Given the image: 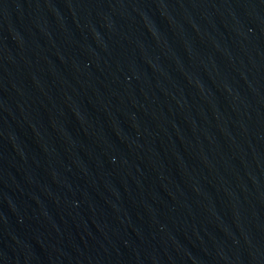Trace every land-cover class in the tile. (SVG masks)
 <instances>
[{
	"label": "water",
	"instance_id": "water-1",
	"mask_svg": "<svg viewBox=\"0 0 264 264\" xmlns=\"http://www.w3.org/2000/svg\"><path fill=\"white\" fill-rule=\"evenodd\" d=\"M0 264H264V0H0Z\"/></svg>",
	"mask_w": 264,
	"mask_h": 264
}]
</instances>
